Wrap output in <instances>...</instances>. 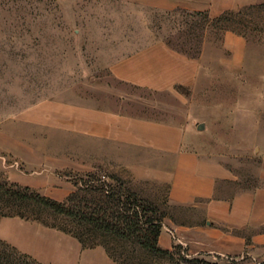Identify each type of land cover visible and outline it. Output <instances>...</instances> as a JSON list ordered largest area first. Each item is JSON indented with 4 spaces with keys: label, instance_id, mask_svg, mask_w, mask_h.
Here are the masks:
<instances>
[{
    "label": "rangeland",
    "instance_id": "rangeland-1",
    "mask_svg": "<svg viewBox=\"0 0 264 264\" xmlns=\"http://www.w3.org/2000/svg\"><path fill=\"white\" fill-rule=\"evenodd\" d=\"M240 10L239 15L218 19L224 12ZM224 12L211 17L206 12L159 10L149 0H0V182L29 186L63 201L76 189L78 177L95 173L109 180L113 174L159 207L162 228L166 219L178 220L182 212L166 204V186L132 179L117 161L120 150L110 149L108 155L91 134H84L83 120L93 107L106 106L163 118L156 108L176 102L166 94L117 81L110 64L151 42L164 41L187 56L213 63L218 75L224 67L213 61L231 56L219 42L225 31H232L247 44L242 70L232 75L230 69L229 82L214 85L219 97L227 91L223 100H213V107H223L225 113L205 117L204 90L190 101V111L196 124L204 123L195 133L198 145L212 142L230 158L236 176L230 189L258 185V158L264 157V78H259L264 74V3ZM247 107L260 111L256 133L239 130L252 118L246 115ZM28 179L32 181L26 184ZM44 217L48 223H62ZM20 219L47 226L42 220ZM169 234L174 240L171 229ZM164 250L171 254L141 256L149 264H264V253L193 254L178 242Z\"/></svg>",
    "mask_w": 264,
    "mask_h": 264
},
{
    "label": "crops",
    "instance_id": "crops-1",
    "mask_svg": "<svg viewBox=\"0 0 264 264\" xmlns=\"http://www.w3.org/2000/svg\"><path fill=\"white\" fill-rule=\"evenodd\" d=\"M149 2L159 10L206 12L215 17L226 10L264 3V0ZM219 44L221 50L230 51L231 56L213 61L224 67L218 75L213 63L206 64L200 58L187 56L164 41L151 42L118 58L109 66L114 79L152 93L166 94L176 103L156 108L166 118L111 106L93 107L91 115L84 117L83 130L84 134H91L99 147L107 148L108 155H112L110 149L118 148L117 161L132 179L166 186V204L182 215L178 220L164 221L158 237L160 248L171 249L178 242L193 254H261L264 253V157L258 158L256 170L260 183L232 190L230 183L236 176L230 158L214 149L212 142L202 147L195 140V133L204 129V123L194 122L190 101L196 99L198 91L204 90L205 117L223 115L226 110L213 107V100H223L227 91L222 90L219 97L214 85L227 84L229 70L235 75L243 67L241 56L247 44L243 37L225 31ZM207 46L204 42V52ZM261 77L264 78V74L259 75ZM186 101L188 110L184 108ZM244 110L252 118L245 129L239 130L256 133L259 109L247 107ZM29 181L31 183L32 179L26 180V184ZM0 238L43 263L117 264L101 246L84 248L70 234L16 217L0 219Z\"/></svg>",
    "mask_w": 264,
    "mask_h": 264
},
{
    "label": "trees",
    "instance_id": "trees-1",
    "mask_svg": "<svg viewBox=\"0 0 264 264\" xmlns=\"http://www.w3.org/2000/svg\"><path fill=\"white\" fill-rule=\"evenodd\" d=\"M242 12H224L218 19ZM108 179L95 173L80 176L74 183L76 189L63 201L42 195L29 186L0 182V218L42 220L47 226L72 235L84 248L102 246L118 264H149L141 253L152 258L170 255V251L158 246L164 216L159 207L140 197L126 180L113 174ZM44 216L60 219L62 223H48ZM24 260L40 264L0 239V264H26Z\"/></svg>",
    "mask_w": 264,
    "mask_h": 264
},
{
    "label": "water",
    "instance_id": "water-1",
    "mask_svg": "<svg viewBox=\"0 0 264 264\" xmlns=\"http://www.w3.org/2000/svg\"><path fill=\"white\" fill-rule=\"evenodd\" d=\"M201 127H202V126H201ZM201 127H200V128H201Z\"/></svg>",
    "mask_w": 264,
    "mask_h": 264
}]
</instances>
